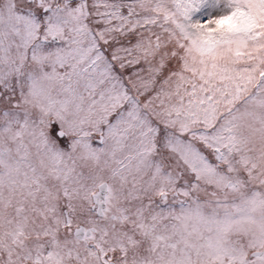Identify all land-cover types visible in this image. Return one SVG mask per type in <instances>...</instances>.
<instances>
[{
  "label": "snow or ice",
  "instance_id": "6c2138e0",
  "mask_svg": "<svg viewBox=\"0 0 264 264\" xmlns=\"http://www.w3.org/2000/svg\"><path fill=\"white\" fill-rule=\"evenodd\" d=\"M0 264H264V0H0Z\"/></svg>",
  "mask_w": 264,
  "mask_h": 264
}]
</instances>
